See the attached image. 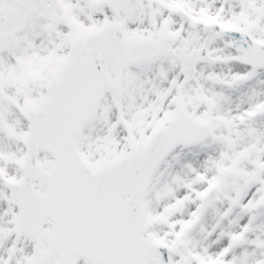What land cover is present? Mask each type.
Here are the masks:
<instances>
[{
	"label": "snow or ice",
	"instance_id": "6c2138e0",
	"mask_svg": "<svg viewBox=\"0 0 264 264\" xmlns=\"http://www.w3.org/2000/svg\"><path fill=\"white\" fill-rule=\"evenodd\" d=\"M0 264H264V0H0Z\"/></svg>",
	"mask_w": 264,
	"mask_h": 264
}]
</instances>
